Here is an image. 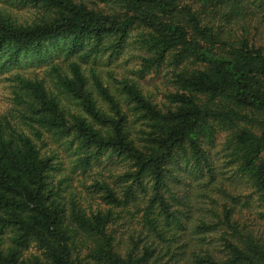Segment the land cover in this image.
<instances>
[{"label": "trees", "instance_id": "16d2710c", "mask_svg": "<svg viewBox=\"0 0 264 264\" xmlns=\"http://www.w3.org/2000/svg\"><path fill=\"white\" fill-rule=\"evenodd\" d=\"M22 2L39 17L0 12V73L63 57L12 77L0 264H264V0ZM128 47L132 75L88 70Z\"/></svg>", "mask_w": 264, "mask_h": 264}, {"label": "rangeland", "instance_id": "374dc122", "mask_svg": "<svg viewBox=\"0 0 264 264\" xmlns=\"http://www.w3.org/2000/svg\"><path fill=\"white\" fill-rule=\"evenodd\" d=\"M0 12L10 16L19 23H30L39 17L37 10L30 4L23 3L22 0H0ZM138 53V50L133 47H128L123 50L117 59H108L104 56L92 61V59L89 58L88 70L91 67H94L97 72L101 71L103 77H107V73H110L116 79H119L124 75L130 76L132 75L133 70H136L140 65V60L137 57ZM52 54L55 56V51H53ZM27 56L29 55H25L20 59L19 66L0 73V117L6 116L12 124L17 125H20V119L17 115L19 107H16L13 100L14 85L12 83V77L14 74L16 72L21 73L24 76H33L36 74L38 77H44L47 80H50V77L46 74L48 66L51 64L52 60L53 62H57L63 57V55L59 54L57 57L43 60L38 56ZM140 83L151 92L153 96L160 99L165 90L166 78L163 75V72H160L159 74L150 73L149 75L144 76L140 80ZM51 146H46L45 149H50ZM79 178H82V176H75L72 185L77 186ZM83 192L85 193L84 190ZM25 254H28V251Z\"/></svg>", "mask_w": 264, "mask_h": 264}]
</instances>
